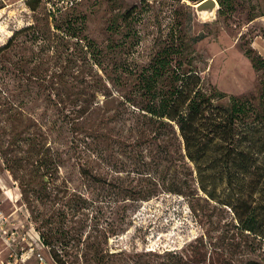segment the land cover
Segmentation results:
<instances>
[{
    "label": "rangeland",
    "instance_id": "rangeland-1",
    "mask_svg": "<svg viewBox=\"0 0 264 264\" xmlns=\"http://www.w3.org/2000/svg\"><path fill=\"white\" fill-rule=\"evenodd\" d=\"M201 1L0 0V46L13 31L26 26L37 32L35 43L32 29L18 34L6 60L0 59V89L6 86L12 94L11 104L16 105L13 117L22 111L24 119L46 127L53 121L60 125L64 110L40 100L25 105L28 95H18L16 88H38L25 79L34 71V55L42 59L40 69L49 75L63 66L68 52L77 54L76 39L82 40V45L90 43L83 72L96 75L93 80L99 93L89 124L93 134L108 138V143L103 138L97 142L101 154L90 169L109 184L156 188L143 200L108 199L98 187H88L79 174L80 134L63 129L51 134H12L5 129L0 133L4 145L13 137L42 135L45 144L62 158L57 184L68 191L60 193L58 197H62L55 203L42 205L33 200L31 206L23 202L18 182L4 169L0 152V211L8 217L0 232V264H38L35 252L41 253L45 264H54L51 250L65 264H264V239L242 230L237 219L253 224L257 232L264 230V181L257 182L264 168L251 169L248 174L231 169L227 178L216 173L199 176L194 170L188 187L179 195L163 187L176 169L166 170L164 162L138 164L128 156L129 148L118 143H130L138 134L129 131L136 123L126 114L132 108L122 103L137 101L134 96L142 87L139 76L155 55L171 58L172 67L180 62L200 76L204 89L225 94L222 104L229 97H248L257 105L264 73L254 69L245 52L264 59V0H215L213 18L196 14L195 6ZM55 26H60L59 30ZM62 32H68L69 37L57 45L52 56L42 37L52 43V34L57 38ZM56 56L60 59L55 60ZM166 84L159 82L157 87ZM116 110L124 112L122 119L112 116ZM7 116L0 114V126H5ZM24 151L26 145H21L15 153L23 156ZM147 156L149 152L143 148L139 162H147ZM214 168L210 166L208 172ZM72 194H83L87 206L76 210L67 200ZM249 216H254L255 222L245 221ZM115 227L116 232L110 235L109 228ZM10 231L16 235L9 247L3 237ZM42 234L53 242L51 250L36 246V237ZM95 249L102 250L101 260L94 255Z\"/></svg>",
    "mask_w": 264,
    "mask_h": 264
},
{
    "label": "trees",
    "instance_id": "trees-1",
    "mask_svg": "<svg viewBox=\"0 0 264 264\" xmlns=\"http://www.w3.org/2000/svg\"><path fill=\"white\" fill-rule=\"evenodd\" d=\"M221 5L223 6L220 2ZM59 27L55 26L54 29L59 30ZM31 29L35 37L37 32L35 33L31 25L13 31L7 41L0 46V59L6 60L5 55L12 51L18 34ZM62 33V36L57 38L52 34L55 39L52 43L42 37L46 47L50 51L52 49V56L58 51L57 45L60 46L63 40L69 37L68 32ZM34 37L32 43L36 41ZM46 38L50 39L48 36ZM81 41L76 39L73 42L77 54L73 53V50L68 52L62 59L63 66H58V70L49 75L47 70L40 69L42 59L36 55L33 58L34 71L25 76L23 69L20 70L27 81L38 87L33 91L16 88L18 95L23 93L28 95L25 105L40 100L48 106L59 108L60 112L64 110L61 124L57 126L53 121L50 127H46V124L30 118L24 119L21 110L13 117L16 105L11 104L12 94L4 86L0 89V114L8 116L3 120L5 126H0V133L6 129L12 134H51L63 129L72 134H80L79 142L82 145L78 170L88 187H98L108 199L118 197L124 201L146 199L156 188L143 190L138 189V186L109 184L99 174H93L90 169L101 154L97 142L103 138L104 143H108L106 141L108 138L105 134H93L94 129L89 124L97 110L94 101L99 88L93 80V76L96 75L89 76L83 72L89 55L86 50L91 44L82 45ZM66 50H69V47ZM245 53L254 69L264 73V59L251 51ZM56 59L60 57L56 56ZM171 61L172 59L166 55L153 56L146 70L144 72L142 70L139 76L142 87L139 89V95L134 96L137 101L132 104L128 101L122 103L132 108L127 110L126 114L133 117V122L136 123L135 128L130 127L129 131L138 133L130 143L118 142L120 146L129 148L128 156L138 164L148 163L150 166H156L164 162L166 170L170 167L176 169L170 175V182L163 187L168 192L179 195L188 187V177L194 170L199 176H211L212 173H216L219 178H227L231 174V169L248 174L251 169L264 168V81L261 82L257 105L248 97H229L226 103L222 104L220 101L225 98V94L215 89L210 91L204 89L200 76L183 68L180 62L176 67H172ZM163 81L167 83L166 87L158 88L157 84ZM57 83L61 85L58 88L55 87ZM58 105H62V108ZM123 113L116 110L112 116L122 119ZM21 145H26V151L23 156H18L15 153L16 148ZM143 148L149 152L145 163L139 162L140 151ZM0 152L4 169L18 182L23 202L31 206L33 200L42 205L52 201L55 203L54 200L61 199L62 196L58 197L60 193H67L68 188L65 185H63L65 190L62 191L57 184L62 158L45 144L42 135H27L21 139L13 137L5 145L0 143ZM212 165H215V168L208 172ZM179 172H183L184 175H177ZM165 177L164 173L163 179ZM262 181L264 174L257 178L258 183ZM67 200L73 202L76 210L84 209L88 203L83 194L75 196L72 194ZM237 219L242 230L254 232L256 236L264 239V230L257 232L253 224L244 222L239 217ZM245 219L255 222L254 216ZM108 231L110 235H114L116 227L109 228ZM37 240L42 249L53 246V242H48L44 234L37 235ZM93 253L101 260L102 250L95 249ZM49 255L54 264H65L53 250Z\"/></svg>",
    "mask_w": 264,
    "mask_h": 264
},
{
    "label": "built area",
    "instance_id": "built-area-1",
    "mask_svg": "<svg viewBox=\"0 0 264 264\" xmlns=\"http://www.w3.org/2000/svg\"><path fill=\"white\" fill-rule=\"evenodd\" d=\"M7 219H8V217L5 216V215L0 211V232L2 231L3 227L8 223V222H7ZM15 235H16V232H15V231H10V232H8V233L3 237V241H4V243H5L7 246L10 247V246H11V243L13 242V240H14V238H15ZM36 239H37V237H36ZM36 246H39L38 249L41 248L40 245H39V243L36 244ZM30 251H32V250H30ZM34 258H35V260L38 262V264H45V259H44V257L41 255L40 252H35V254H34Z\"/></svg>",
    "mask_w": 264,
    "mask_h": 264
},
{
    "label": "water",
    "instance_id": "water-1",
    "mask_svg": "<svg viewBox=\"0 0 264 264\" xmlns=\"http://www.w3.org/2000/svg\"><path fill=\"white\" fill-rule=\"evenodd\" d=\"M216 9L215 0H203L195 6V12L199 17L213 18Z\"/></svg>",
    "mask_w": 264,
    "mask_h": 264
}]
</instances>
